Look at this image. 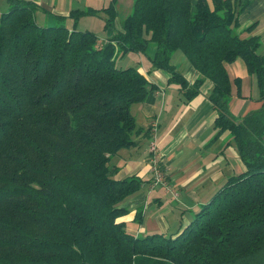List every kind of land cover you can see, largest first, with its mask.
Returning <instances> with one entry per match:
<instances>
[{
	"label": "trees",
	"instance_id": "obj_1",
	"mask_svg": "<svg viewBox=\"0 0 264 264\" xmlns=\"http://www.w3.org/2000/svg\"><path fill=\"white\" fill-rule=\"evenodd\" d=\"M115 1L72 10V28L61 16L38 23L26 0L0 13V264H264V104L234 117L225 69L242 58L264 101V44L237 32L247 0H133L105 42L76 28L99 11L113 25ZM150 42L152 67L186 99L212 82L214 126L230 132L245 168L177 231L135 235L118 219L142 180L118 177L111 159L134 144L131 107L153 86L117 60ZM175 51L199 74L193 83L172 64Z\"/></svg>",
	"mask_w": 264,
	"mask_h": 264
},
{
	"label": "crops",
	"instance_id": "obj_2",
	"mask_svg": "<svg viewBox=\"0 0 264 264\" xmlns=\"http://www.w3.org/2000/svg\"><path fill=\"white\" fill-rule=\"evenodd\" d=\"M9 1L0 0V13L8 9ZM26 1L38 5L35 17L40 23L55 24L57 17L61 16L65 17L66 27L72 28L74 19L69 16L72 10H99L108 6L111 0ZM132 4L133 0L115 1L116 16L111 26L105 27V13L99 11L79 16L76 28L91 30L105 42L121 29ZM238 20L237 32L241 37L255 35L264 44V0H247ZM156 49V43L150 42L145 54L129 52L117 60L120 67H137L153 86L141 103L131 107L140 127V131L133 135L134 144L121 149L111 159L118 169V177L136 175L142 180L139 190L123 202L127 212L118 219L124 222L128 232L135 235L177 231L228 177L245 168L230 132H220L214 126L216 111L208 98L212 82L205 79L198 94L186 99L180 85L170 82L169 72L152 67L148 58L154 56ZM171 62L190 84L199 76L181 51L172 54ZM225 69L230 80V113L239 118L259 109L264 101L259 100L256 79L247 71L244 60L238 57L225 63ZM153 123L163 171L172 191L152 184L147 154L149 127Z\"/></svg>",
	"mask_w": 264,
	"mask_h": 264
},
{
	"label": "built area",
	"instance_id": "obj_3",
	"mask_svg": "<svg viewBox=\"0 0 264 264\" xmlns=\"http://www.w3.org/2000/svg\"><path fill=\"white\" fill-rule=\"evenodd\" d=\"M155 126V123H153L150 129V140L147 157V161L149 163V170L152 175V184L164 187L168 191H172V188L169 185L163 171L161 154L159 152L157 141L155 139ZM173 193L176 194L175 192Z\"/></svg>",
	"mask_w": 264,
	"mask_h": 264
},
{
	"label": "rangeland",
	"instance_id": "obj_4",
	"mask_svg": "<svg viewBox=\"0 0 264 264\" xmlns=\"http://www.w3.org/2000/svg\"><path fill=\"white\" fill-rule=\"evenodd\" d=\"M38 23H40L39 21H37ZM40 24H42V23H40ZM147 157H148V154H147Z\"/></svg>",
	"mask_w": 264,
	"mask_h": 264
}]
</instances>
